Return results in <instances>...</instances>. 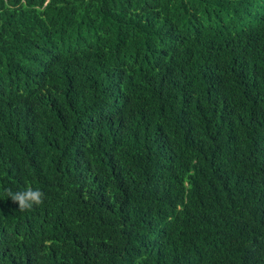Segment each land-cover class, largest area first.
I'll use <instances>...</instances> for the list:
<instances>
[{
    "label": "trees",
    "instance_id": "trees-1",
    "mask_svg": "<svg viewBox=\"0 0 264 264\" xmlns=\"http://www.w3.org/2000/svg\"><path fill=\"white\" fill-rule=\"evenodd\" d=\"M0 264H264V0H0Z\"/></svg>",
    "mask_w": 264,
    "mask_h": 264
},
{
    "label": "clouds",
    "instance_id": "clouds-1",
    "mask_svg": "<svg viewBox=\"0 0 264 264\" xmlns=\"http://www.w3.org/2000/svg\"><path fill=\"white\" fill-rule=\"evenodd\" d=\"M5 191L8 198L10 197L14 203H18L20 211H31L34 207L42 205L45 200V193L31 186L26 187L23 191L13 192L11 189Z\"/></svg>",
    "mask_w": 264,
    "mask_h": 264
}]
</instances>
